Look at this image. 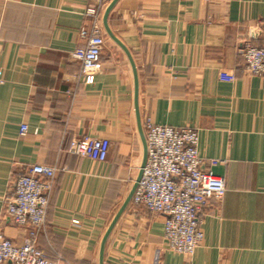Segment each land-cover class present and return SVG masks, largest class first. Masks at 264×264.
I'll use <instances>...</instances> for the list:
<instances>
[{"label":"crops","instance_id":"0c3cea01","mask_svg":"<svg viewBox=\"0 0 264 264\" xmlns=\"http://www.w3.org/2000/svg\"><path fill=\"white\" fill-rule=\"evenodd\" d=\"M91 5L0 0V234L26 241L31 228L6 213L13 180L34 164L55 167L37 244L61 264H100L144 158L136 71L142 128L149 118L197 129L202 169L225 178L227 190L200 215L193 258L169 252L165 217L131 198L104 264H264V78L238 52L246 40L264 47V0H118L107 24L127 52L104 28L100 70L86 85L72 53L87 43ZM84 137L110 142L106 162L69 154Z\"/></svg>","mask_w":264,"mask_h":264},{"label":"built area","instance_id":"2783aa9c","mask_svg":"<svg viewBox=\"0 0 264 264\" xmlns=\"http://www.w3.org/2000/svg\"><path fill=\"white\" fill-rule=\"evenodd\" d=\"M91 1L94 5L89 7L87 15L92 18V25L89 32H82L87 37V43L72 53L80 64L78 77L86 85L100 70L106 45L100 11L112 0ZM262 23L264 27V19ZM238 52L246 70L264 78V47H255L246 40L239 44ZM28 130L29 127L24 124L20 134L25 135ZM143 131L147 159L132 203L164 216V240L168 251L193 258L204 239L200 215L211 201L222 200L227 190L226 180L202 169L197 129L157 125L147 118ZM109 148L110 142L106 139L84 137L74 139L68 152L79 158L106 162ZM211 163L216 164V161L211 160ZM57 172L55 167L34 164L13 180L6 213L16 225L31 229L23 244H17L0 234V263L61 264L46 258L37 244L38 231L46 223ZM73 223L79 224V221L74 220Z\"/></svg>","mask_w":264,"mask_h":264},{"label":"water","instance_id":"95a60500","mask_svg":"<svg viewBox=\"0 0 264 264\" xmlns=\"http://www.w3.org/2000/svg\"><path fill=\"white\" fill-rule=\"evenodd\" d=\"M117 2H118V0H112L111 4L108 6V8L106 10V13H105V16H104V19H103V23H104V28H105L107 34L125 50V47L119 42V40L116 39V37L110 31V29L108 27V24H107V19H108L109 13H110V11L112 10V8L115 6V4ZM138 96H139V86H138L137 74H136V71H135V102H136V110H137L139 129H140V133H141V136H142V139H143V144H144V158H143V162H142V166H141V169H140V173H139L138 179H137V181L135 183V186H134V188H133V190L131 192L130 197L128 198V200L126 201L124 206L121 208V210L117 214L115 220L111 224L106 236L103 239V242H102V245H101V250H100V264H104V252H105V244H106L107 238H108L110 232L112 231L117 219L122 214V212L125 209V207L128 204V202L131 200V198L133 196V193H134V191H135V189L137 187V184H138V182H139V180H140V178L142 176V169H143V167H144V165L146 163V159H147V145H146V139H145L144 131H143L142 124H141V118H140V114H139Z\"/></svg>","mask_w":264,"mask_h":264}]
</instances>
